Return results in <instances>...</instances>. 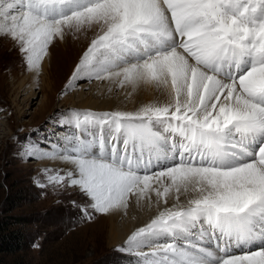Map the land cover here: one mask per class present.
<instances>
[{
	"label": "snow or ice",
	"instance_id": "1",
	"mask_svg": "<svg viewBox=\"0 0 264 264\" xmlns=\"http://www.w3.org/2000/svg\"><path fill=\"white\" fill-rule=\"evenodd\" d=\"M93 30L63 95L104 81L163 101L56 113L62 131L19 142L70 166L38 186L78 190L87 220L155 207L120 249L133 264H264V0H0V36L37 73L54 41Z\"/></svg>",
	"mask_w": 264,
	"mask_h": 264
},
{
	"label": "rangeland",
	"instance_id": "2",
	"mask_svg": "<svg viewBox=\"0 0 264 264\" xmlns=\"http://www.w3.org/2000/svg\"><path fill=\"white\" fill-rule=\"evenodd\" d=\"M96 34L95 30L86 34L68 33L63 40L54 41L48 57L52 61L56 58V69L52 75L53 66L49 68L47 80L39 72L32 96L28 94L29 82L23 85L21 93L18 89L28 76L24 54L12 45L4 51L0 48V229L8 223L7 230H19L26 238L22 250L9 255L0 253V262L3 259L13 264H133L136 260L135 256L120 251L125 244H109L107 217L93 213L91 220L83 218L77 205L84 204L86 198L78 190L39 187L36 181H44L42 169L47 167L40 164L42 160L19 154V142L26 138L39 140L53 131H62L54 129L50 121L56 113L75 109L63 100L77 102L78 96L92 97L97 81H79L67 95L63 93ZM4 38L3 41L10 39ZM74 46L79 50L76 54ZM69 47L70 57L65 52L64 57L58 59ZM42 83L49 84L50 91L43 92L45 84ZM123 90L129 97L130 89ZM119 92L117 90L116 95ZM28 98L30 105L23 108ZM42 103L45 104L43 109ZM89 212L92 209L89 208Z\"/></svg>",
	"mask_w": 264,
	"mask_h": 264
},
{
	"label": "bare ground",
	"instance_id": "3",
	"mask_svg": "<svg viewBox=\"0 0 264 264\" xmlns=\"http://www.w3.org/2000/svg\"><path fill=\"white\" fill-rule=\"evenodd\" d=\"M2 39H5L4 36H0V43L2 41V43H1L2 45L0 44L1 45L0 48L3 49L2 51H4L7 47H9L11 45L19 48L17 46L16 42L13 41L12 39H8L9 41L8 40L3 41ZM70 50H71L70 47L67 48L65 51L62 52V56H60L58 59L61 60V58L64 57L65 52H66V56L70 57ZM73 51H74V53L79 52L78 48H76V47L73 48ZM55 59L56 58H53V61L49 60V57L47 56L42 63L40 73H43V77H45L46 80L50 76L49 68L53 66L52 73H51L52 75H53V71H55V69H56L55 68V61H56ZM26 70L28 71V76L18 86V89L20 90L19 93H21L23 85L26 82H29L31 85L29 89H31V90L28 94L32 96V93H34L33 88L38 83L39 73L32 71V70H29L28 67L26 68ZM47 75H48V77H47ZM45 81H43V82H45ZM42 84H45L44 86H42L43 92H46L47 90L50 91L51 88H50L49 84H46V83H42ZM109 88L112 89L111 92H109V90H108ZM117 90H120V92L117 93V95H116L115 92ZM138 92L140 93V95H137V93H135L131 96L129 95V97H128L123 89H119L115 85H110L109 83L104 82V81H97V82H95V87H94V92L92 93V97L85 98V96H78V98H80V100L77 102L74 101V99H70V100L66 99L63 101L69 105L71 104L72 107H74L75 109L93 110L96 112L116 111V110L136 111L137 110L136 108H139L142 104H149V103H153V102H162L163 101V97H161L155 89L148 88V89H145V91L140 90ZM30 100H31L30 98H28L26 100V102L23 104V108H25V106L30 105ZM47 100H48V97H47ZM41 106L43 109L45 104L42 103ZM40 164L44 167H47V168H49V167H51V168H62L65 170H67L70 167L69 165H66V164H62L59 162L53 163V162H50L47 160H42V162ZM170 203H171V201H170ZM156 211H157V209L155 207L149 208L146 203H142L140 206H137L136 201H135V197H133L130 201V206L128 208L126 215L123 214L122 212L104 215L105 217H107V220H108L107 240H108L109 244L110 245H117V246H122L123 244H125V241L128 238V236L131 235V233L137 227L142 226L143 224H146L156 214Z\"/></svg>",
	"mask_w": 264,
	"mask_h": 264
},
{
	"label": "trees",
	"instance_id": "4",
	"mask_svg": "<svg viewBox=\"0 0 264 264\" xmlns=\"http://www.w3.org/2000/svg\"><path fill=\"white\" fill-rule=\"evenodd\" d=\"M8 223L0 229V253L2 255L13 254L22 250L26 244L25 234L19 230H7ZM0 264H13L2 259Z\"/></svg>",
	"mask_w": 264,
	"mask_h": 264
}]
</instances>
